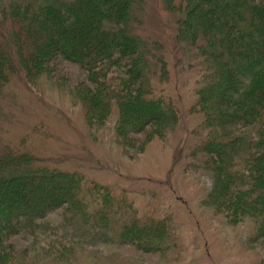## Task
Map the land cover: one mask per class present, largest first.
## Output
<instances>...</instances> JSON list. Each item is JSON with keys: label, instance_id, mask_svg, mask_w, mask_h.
I'll return each mask as SVG.
<instances>
[{"label": "trees", "instance_id": "trees-1", "mask_svg": "<svg viewBox=\"0 0 264 264\" xmlns=\"http://www.w3.org/2000/svg\"><path fill=\"white\" fill-rule=\"evenodd\" d=\"M163 2L175 12L176 0ZM180 2L183 16L177 38L195 51L206 70L198 97L207 109L208 132L200 149L201 167L212 178L209 200L233 221L251 218L258 237L264 238V0ZM141 3L0 0V29L14 22L11 38L0 30V90L13 71L31 79L33 73L47 74L51 63L63 60L84 73L87 83L79 85L77 96L90 128L104 126L115 110L112 130L126 152L135 150V136L149 128L163 136L177 115L171 101L151 97L152 66L130 32L132 10ZM142 149L143 143L136 147L137 152ZM88 182L77 173L38 165L26 154L6 152L0 157V264H25L13 245L3 244L1 232L43 231L44 222L38 221L55 212L72 225L77 216L86 226L119 228L118 243L155 250L164 237L158 226L132 214L124 216L123 208L130 203L112 208L109 188ZM48 239L52 253L60 252V237Z\"/></svg>", "mask_w": 264, "mask_h": 264}, {"label": "rangeland", "instance_id": "rangeland-1", "mask_svg": "<svg viewBox=\"0 0 264 264\" xmlns=\"http://www.w3.org/2000/svg\"><path fill=\"white\" fill-rule=\"evenodd\" d=\"M176 2L174 12L163 0H142L131 13L130 32L139 39L152 66L148 77L151 97L171 101L177 115L163 136L150 128L148 134L136 135L135 150L143 143L140 152L133 147L126 152L117 142L112 130L115 110L104 126L87 125L77 96L79 85L87 82L73 63L57 59L47 74L33 73L31 79L13 71L1 88L0 157L6 152L26 154L38 165L74 172L86 182L107 187L112 208L115 203H130V208L121 211L124 216L132 214L142 223H155L164 234L155 250L146 252L118 243L119 228L84 226L77 216L72 225L59 212L50 213L38 221L44 222L43 231L38 227L13 235L1 232L3 244L13 245L16 257L25 264L264 262V238L258 237L253 220L233 221L223 208L217 212L209 200L212 178L201 167L200 149L208 132L204 124L207 109L198 97L206 70L195 51L177 38V23L183 14L178 8L180 0ZM13 26L9 20L0 29L6 38H11L8 33ZM52 228L57 234H52ZM56 235L62 243L59 254L48 246V237Z\"/></svg>", "mask_w": 264, "mask_h": 264}]
</instances>
